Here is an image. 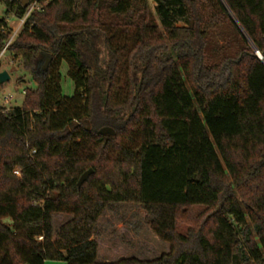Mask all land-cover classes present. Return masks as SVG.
<instances>
[{"label":"trees","instance_id":"16d2710c","mask_svg":"<svg viewBox=\"0 0 264 264\" xmlns=\"http://www.w3.org/2000/svg\"><path fill=\"white\" fill-rule=\"evenodd\" d=\"M151 1L38 0L9 46L36 86L0 108V264H264V0ZM0 2L1 51L28 6ZM89 202L170 206L188 230L151 220L171 246L152 260L51 253V215L75 235Z\"/></svg>","mask_w":264,"mask_h":264},{"label":"rangeland","instance_id":"374dc122","mask_svg":"<svg viewBox=\"0 0 264 264\" xmlns=\"http://www.w3.org/2000/svg\"><path fill=\"white\" fill-rule=\"evenodd\" d=\"M152 6L154 3L150 0ZM48 3L45 1L44 4ZM5 6L0 2V17L4 14ZM9 25L14 30L19 26V19L11 14L8 17ZM49 56L43 55L40 61L42 68ZM7 70L11 79L0 85V108L20 107L24 103V91L28 87H35L29 72H26L18 59L10 58L7 52L0 60V72ZM63 79L62 90L65 95H72L75 90L72 79L67 75V66L62 67ZM9 98V101H8ZM90 127V124H89ZM88 170V169H87ZM88 210L94 216V224L84 227L75 235L62 236L59 228L72 218L69 214H53L49 224L51 238H45L51 253L57 249L68 250L73 248V242L83 243L87 239H95L98 261H115L122 257L135 256L142 260L158 258L170 249V244L158 237L150 225L151 220L163 221L167 224L176 225V228L186 233L188 225L176 221L173 209L170 206H144L135 203H114L101 205L93 202L88 203ZM204 207H193V213H200ZM9 221V220H7ZM45 264H67L62 260L45 261Z\"/></svg>","mask_w":264,"mask_h":264},{"label":"water","instance_id":"95a60500","mask_svg":"<svg viewBox=\"0 0 264 264\" xmlns=\"http://www.w3.org/2000/svg\"><path fill=\"white\" fill-rule=\"evenodd\" d=\"M24 7H27L29 5V0H21ZM256 54L260 57L261 60L264 61V57L261 54V52L256 49ZM51 57H48L44 66L41 68L42 71H46L49 67V64L51 62ZM11 79V75L7 70H4L0 72V85H4V83L8 82ZM100 134L102 135H115V130L111 127H103L100 129ZM94 172L92 168H89L86 170L82 176L80 177L78 181V185L81 186L86 180H88L89 176Z\"/></svg>","mask_w":264,"mask_h":264},{"label":"built area","instance_id":"2783aa9c","mask_svg":"<svg viewBox=\"0 0 264 264\" xmlns=\"http://www.w3.org/2000/svg\"><path fill=\"white\" fill-rule=\"evenodd\" d=\"M42 8L43 7H42V5H40L38 3V0H34L31 4L28 5L27 12L25 13V15L22 16V18L19 19V26L17 28H15L14 30L13 29L11 30V36H10V38L7 40V42L3 46V48H2L3 50L0 51V60L8 52L9 46L14 42V40L19 35V33H21V30L24 27V25H25L28 17L32 13V11H34V10H41ZM24 93H25V91H24ZM8 101H9V98H8ZM8 110H10V109L9 108H5V107L3 108V111H8ZM15 173L16 174H19L18 173V170H16Z\"/></svg>","mask_w":264,"mask_h":264}]
</instances>
